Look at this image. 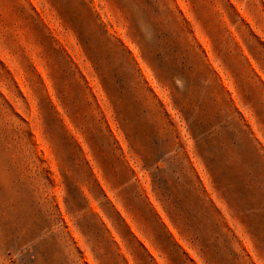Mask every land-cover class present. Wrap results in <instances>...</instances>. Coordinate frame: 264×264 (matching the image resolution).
<instances>
[{
	"label": "rangeland",
	"instance_id": "374dc122",
	"mask_svg": "<svg viewBox=\"0 0 264 264\" xmlns=\"http://www.w3.org/2000/svg\"><path fill=\"white\" fill-rule=\"evenodd\" d=\"M0 264H264V0H0Z\"/></svg>",
	"mask_w": 264,
	"mask_h": 264
}]
</instances>
